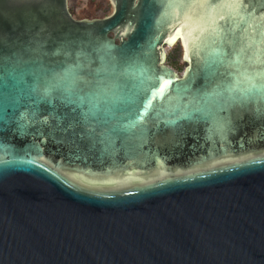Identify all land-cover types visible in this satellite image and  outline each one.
Wrapping results in <instances>:
<instances>
[{
	"label": "water",
	"instance_id": "obj_1",
	"mask_svg": "<svg viewBox=\"0 0 264 264\" xmlns=\"http://www.w3.org/2000/svg\"><path fill=\"white\" fill-rule=\"evenodd\" d=\"M106 1L75 19L67 0H0V264H264V87L212 95L235 79L203 71L223 41L264 85V0ZM106 53L119 102L45 93L79 65L87 96Z\"/></svg>",
	"mask_w": 264,
	"mask_h": 264
},
{
	"label": "snow or ice",
	"instance_id": "obj_2",
	"mask_svg": "<svg viewBox=\"0 0 264 264\" xmlns=\"http://www.w3.org/2000/svg\"><path fill=\"white\" fill-rule=\"evenodd\" d=\"M205 5H214V4H221L222 6L226 7H238L242 4L247 3V0H204ZM241 19H244L241 17ZM130 26V25H129ZM127 31V29L125 30ZM174 43V41H172ZM244 54V50L241 49L240 51L235 50L231 55L229 54L228 50L223 46V41L220 42V45L217 47L212 48L209 51V54L205 57L204 64H203V71L206 81H211L215 78L218 74L219 75H227L231 76L235 79L234 84H227L224 81L217 84L213 89L212 95H219L221 94V88H224L229 93L234 91H242L243 93L247 94L258 87H264V85L258 86L255 83V79L249 76H246L244 73H240L239 68L242 64V56ZM185 59H189V48H188V40L185 38ZM77 66H69L68 70H66L63 76L57 79L55 84H50L46 89L45 93H50L53 89H59L63 93L65 102L67 103H77L79 102L80 106H83L84 103H88L89 105V112L95 114L99 110V100L98 97L102 94L103 100L106 104H115L119 102L123 97L121 95V88L122 85L118 82L121 76H127V71H121L118 69V65L112 61L111 59L107 58V53L105 56L101 57V64L95 70L96 73V80L92 82V91H90L87 96H79L77 94V85L79 81V77L75 75V67ZM235 67V72H227L221 74L219 72L221 67ZM132 66L129 65V68ZM137 72L140 73L141 76V85H143L142 90L145 93L143 104L147 103L148 96L147 93L151 90V86L148 84V76L147 70L143 67H137ZM168 78L170 79L171 76L169 73H166ZM241 77L247 81V87L244 89H240L239 85L241 84ZM158 83V79L156 81ZM168 83V80L165 81ZM207 86V84H206ZM150 110V106H149ZM109 109H105L107 112ZM264 155V153H261Z\"/></svg>",
	"mask_w": 264,
	"mask_h": 264
},
{
	"label": "rangeland",
	"instance_id": "obj_3",
	"mask_svg": "<svg viewBox=\"0 0 264 264\" xmlns=\"http://www.w3.org/2000/svg\"><path fill=\"white\" fill-rule=\"evenodd\" d=\"M68 10L75 19H91L100 18L110 12V6L106 0H67ZM166 65L172 68L176 73L180 74L183 63L180 60V49L178 45L165 48ZM174 63L181 69L176 70L170 64Z\"/></svg>",
	"mask_w": 264,
	"mask_h": 264
},
{
	"label": "trees",
	"instance_id": "obj_4",
	"mask_svg": "<svg viewBox=\"0 0 264 264\" xmlns=\"http://www.w3.org/2000/svg\"><path fill=\"white\" fill-rule=\"evenodd\" d=\"M170 65L173 66V68H175L176 70H180L181 69L179 66H176L174 63H171Z\"/></svg>",
	"mask_w": 264,
	"mask_h": 264
}]
</instances>
